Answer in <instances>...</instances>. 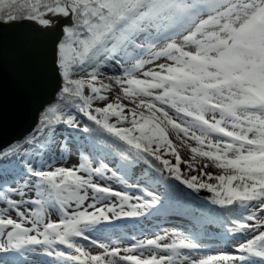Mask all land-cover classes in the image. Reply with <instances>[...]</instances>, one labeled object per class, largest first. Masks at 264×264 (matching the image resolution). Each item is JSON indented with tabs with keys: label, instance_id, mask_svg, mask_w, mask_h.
<instances>
[{
	"label": "snow or ice",
	"instance_id": "6c2138e0",
	"mask_svg": "<svg viewBox=\"0 0 264 264\" xmlns=\"http://www.w3.org/2000/svg\"><path fill=\"white\" fill-rule=\"evenodd\" d=\"M0 264H264V0H0Z\"/></svg>",
	"mask_w": 264,
	"mask_h": 264
},
{
	"label": "water",
	"instance_id": "95a60500",
	"mask_svg": "<svg viewBox=\"0 0 264 264\" xmlns=\"http://www.w3.org/2000/svg\"><path fill=\"white\" fill-rule=\"evenodd\" d=\"M33 107L32 103L13 93L0 102V144L24 134L32 127Z\"/></svg>",
	"mask_w": 264,
	"mask_h": 264
}]
</instances>
